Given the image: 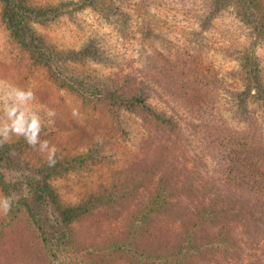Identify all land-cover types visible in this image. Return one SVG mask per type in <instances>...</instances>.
I'll return each mask as SVG.
<instances>
[{"label": "rangeland", "instance_id": "1", "mask_svg": "<svg viewBox=\"0 0 264 264\" xmlns=\"http://www.w3.org/2000/svg\"><path fill=\"white\" fill-rule=\"evenodd\" d=\"M76 2L0 0V141L17 164L40 170L49 199L76 210L63 238L72 261L63 264H79L75 257L85 263L84 250L126 241L132 215L143 209L153 216L146 230L136 222L137 248L151 255L176 249L187 223L210 207L208 196L192 192H232L264 204V187L229 173L227 155L264 164V110L255 98V86L264 88V0H97L82 9ZM14 23L52 58L37 61L35 50L14 37ZM64 80L101 81L127 95L142 90L145 104L174 128L144 110L103 101L96 110L70 94ZM1 163L0 264H44L36 233H22L29 227L24 213L9 208L3 186L16 173ZM111 192L113 208L88 203ZM160 192L162 213L154 214ZM242 225H235L228 251L189 263L264 264V223L254 232ZM219 231L201 226L195 243ZM124 252L112 249L105 264H136Z\"/></svg>", "mask_w": 264, "mask_h": 264}, {"label": "trees", "instance_id": "2", "mask_svg": "<svg viewBox=\"0 0 264 264\" xmlns=\"http://www.w3.org/2000/svg\"><path fill=\"white\" fill-rule=\"evenodd\" d=\"M96 1L97 0H81V2H76L78 5H76V3L74 4L76 7H80L82 9L83 7L93 4ZM215 1L219 3V0ZM12 18L15 20L14 14ZM13 28L14 37L18 39L20 38V44L23 47L31 46V49L35 50L33 57L37 61H42V58L46 56V52L44 50L47 47L42 43L35 47L34 37L28 33L25 25L19 26L18 23H14ZM58 55H61L62 58H66L65 55ZM46 57L52 58L50 55ZM35 64L36 61L33 60L32 66H36ZM53 65L56 66V63ZM63 82L68 83V86L66 87L70 94L79 98L81 103L84 102V104H86V102H91L90 105L96 110L100 108L99 101L117 105L129 112L144 110L147 111L149 116L160 121L162 127H173L172 120L166 118L163 114L157 113L155 110H151L150 106L145 104L146 94H144L142 90L139 91V94L132 93L127 95L124 91L113 87V85H107L101 81H97L94 84L84 83L83 81L72 83L68 80H64ZM254 82L256 83L259 81L255 80ZM255 87L258 92L255 98L259 100L258 105L260 106L257 109H261L263 111L264 88H262L260 84L256 85ZM30 132L32 136H34V134L39 136L40 129L30 127ZM212 143H214V141H212ZM214 149L218 150L217 147ZM227 150H229L228 147ZM12 152L14 151H11L5 147V145L0 141V167H3L1 158H4L6 160L5 168L16 173L15 176H12V180L3 186V192H5V195L9 201V208L11 209L13 206L14 210H16L15 212L20 211L25 215L26 222L29 227L25 228L22 233L27 238H30L32 234H34L33 231L36 233L35 235L39 240L37 252L40 251L46 255V257L43 258L44 264H58L60 257L64 258V260H61L59 264H63L65 260H67V263L71 262L72 259L68 256V249H66V245L69 243L66 240H63V238L68 237V234H70V222L74 217H76V210L73 208L62 209L54 197L49 199L48 189L43 186L40 178V170L37 171L29 169L22 163L17 164L16 161L10 158V156L13 155ZM230 153L231 152L229 151V154H227L230 156V160L228 161L232 166V168L229 170V173L240 174L242 179L252 180L253 183L259 186V188L264 187V164H262L263 166L260 167L261 164L259 166L254 160H246L247 157L239 159L238 155L233 156V154ZM233 153L237 154L234 150ZM90 155L92 154H89V156ZM2 177L3 175L0 174V179ZM228 180L230 181L229 183H231L232 179L228 178ZM244 183L245 182L239 181L236 185H234L244 189ZM185 186L186 185H183V187ZM129 187L130 186L128 185L127 189L129 192H131ZM161 190L163 189H159L158 191ZM192 193L194 194L193 197L201 200L208 196V205H210V207L202 208L201 211L197 212L195 217H192L191 221L187 223L188 225L186 226L184 238L178 244L176 249L168 251L167 253L165 252L151 255L150 253L148 254L145 251L139 250L137 248L134 241H136L137 237H139L137 235L139 230L136 228L133 230V228L136 222H139L137 227L142 230H146V219L153 216L152 210L149 209L147 211V209H143V211L140 210V212L132 215V230L130 228V237L122 243L118 242L109 247L110 251L112 249L114 251L125 250L123 253L124 256L132 259L136 264H153L154 262L151 261V257H158L157 264H190L189 262L193 263L195 260H204L216 252L223 253L226 250L228 251V248H231V246L234 244V241L231 244V240L232 235L237 234V232H235V225H237V223H242V226L245 227L246 232H254L258 229L257 226L264 223L263 203L256 202L255 204H251L246 200H240L239 198L234 197L232 192H228L229 196H223L220 193L210 196V193L208 192ZM116 194V192H111L108 197L106 195H102L93 202L89 200L88 203L97 205L96 208H98V211H101L106 207L113 208L115 203H117V197L115 196ZM165 195V192H160V194H158L159 197H157L162 199V202L157 200L154 201V206L157 207L154 214L162 213L161 210L157 209H160L164 205L163 197ZM207 225L220 228L217 236L213 239L205 238L200 243H195V231L201 226ZM63 245L65 246L63 247ZM125 246L126 248L124 249L123 247ZM109 249L97 250L93 248L84 250L86 259L89 257V259L86 261L88 263H83V260L80 259V257H75V259H78L79 264H105V259L107 258L106 254L110 252ZM90 257H99L98 262L96 263ZM168 257H171V259L169 260Z\"/></svg>", "mask_w": 264, "mask_h": 264}]
</instances>
